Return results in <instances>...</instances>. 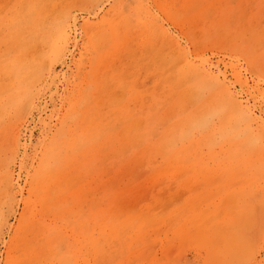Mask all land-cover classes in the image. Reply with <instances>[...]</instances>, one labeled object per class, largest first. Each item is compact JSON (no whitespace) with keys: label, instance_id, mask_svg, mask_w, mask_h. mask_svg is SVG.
Segmentation results:
<instances>
[{"label":"rangeland","instance_id":"rangeland-1","mask_svg":"<svg viewBox=\"0 0 264 264\" xmlns=\"http://www.w3.org/2000/svg\"><path fill=\"white\" fill-rule=\"evenodd\" d=\"M47 1L57 6L58 11L56 8V11L53 10L54 8L52 11L44 10L47 7L43 4L45 2L43 0H27L24 4L26 11L36 12V14L33 13L32 18L26 20L28 26L21 33L17 31L20 34L17 35V32L6 28L10 11L19 6L21 0H0V100L12 93L10 86L6 88L2 85V83L4 85L9 83V80L3 79L6 77L1 68L19 54L18 48L11 51L7 49V52L6 48H9L7 38L17 35L18 38L24 36L23 41L33 40L36 47L35 54L31 52L32 57L41 58L45 53L43 62L47 61L46 68L48 65L50 68L49 72L45 68L46 71H43L39 80L41 83L37 81L38 83L33 85L30 97L23 102V107L18 112H15L13 106H11L13 109L10 107V103L6 105L10 108L5 107V111L0 110L1 115L4 114L0 115V133L2 134L0 146L4 145L1 146L4 149L0 147V167L3 170L4 164L7 165L13 181L10 186L5 185L2 180L3 172L0 169V217L4 216L0 218L2 220H0V264H30L28 263L30 256H39L37 253L39 248L44 246V237L48 232L52 234L58 232L59 238L62 239L58 245V247L61 246L60 249L56 247L54 252L61 254L64 260L58 263L55 259L52 264H65L68 256L71 255V250L77 252L79 264H153L152 262L156 264H264V201H262L264 200V183L262 179H259L256 184L258 189L263 188L252 193L248 200L252 206L251 213L246 216L251 219L250 226H244L236 233L241 242L242 255L227 260H215L207 251L210 246L208 247L207 243L202 244L203 239L198 235L196 228L201 223L198 217L196 219L193 217V214H196L195 210L197 208L213 210L224 201L223 195L220 194L225 185L222 183V173L217 170L216 159L207 157V153L212 150L218 154V158L224 157L219 144L221 140L225 144L227 141L218 129L224 123V111L208 103L210 98L213 100L209 96L214 91L205 84L202 86L199 79L196 80L193 86L198 89L200 95L196 104L203 103L202 107L205 103L207 106L209 104L210 113L213 114L209 126L196 130L192 135L197 139L210 129L214 134V137L213 134L209 137L207 145L201 144L203 147L201 146L197 153L198 157L202 158L203 164L207 166L205 172L207 176L202 179L201 173L195 176V172L194 174L190 172L187 163L178 164L177 160L170 158L173 154L172 149L179 147L185 140L177 139L173 142L176 146L171 147L169 136L165 131L171 124L173 125L174 122L184 118L189 111L191 112L194 105L187 101L181 104L179 94L174 100V92L170 90L174 84L169 83L168 87L164 82L166 74H160L157 65L151 64L152 52L142 50L143 44L148 40L155 41L156 45V38L154 37L153 40L149 36L146 37L143 31L144 24L153 23L157 30L159 28L173 37L192 61L195 63L205 61L209 63L215 74L224 73L226 80L230 83L231 91L236 93L240 100L249 103L255 116L261 118L260 121L264 126V0H61L62 4L60 0ZM41 6L42 9H40ZM113 14L115 16H112ZM117 15L119 18L125 16L131 30L126 33L127 46H112L114 50L108 46V43L98 46L99 41L95 40L96 37L107 30L112 21L116 20L115 18L118 19ZM62 23L68 25L69 33L63 57H59L60 61L52 57L47 59L44 45L37 44V40L44 37L41 36L44 34L43 30L45 34H48L50 28ZM1 26L5 30L1 29ZM26 36H30L29 39ZM162 42L163 40H160L159 45H164L165 41ZM128 45H131L129 49ZM133 48H135L136 56H132ZM111 51L112 54L107 55ZM163 71H166L165 67L161 70ZM52 74L56 75L52 76ZM237 75L243 85L236 80ZM112 80L121 83L113 84ZM125 80L131 86L126 87ZM160 80L162 81L158 84ZM192 81L190 78V82ZM178 93H182L181 89ZM77 101L78 108L85 104V114L80 113L77 107L78 110L74 111L73 104ZM82 101L86 103L82 104ZM172 107L175 110H172ZM194 108L198 110L195 106ZM144 112H147V115L152 114L155 122L150 123L152 126L146 124V127L152 131L155 129L156 133L153 131L154 133L149 134L143 141L139 137L138 117H144L146 115H142ZM72 113L75 118L72 117ZM82 122L89 130L97 128L100 133L93 138L96 142L95 147L92 151L88 150L84 157L79 158L77 169L70 168L69 174L63 176L67 169H64V166L59 167L56 171L61 174L59 178L57 175V178L50 179L49 174L44 172L55 163L51 157L43 159L45 164L49 165L45 169L38 165L43 164V160L40 159L44 157L51 141L59 138L57 139L59 144L67 138V132L64 130L79 134V126L83 124ZM54 132H58L57 135L61 134L60 137L54 135ZM9 134H13L12 138H15L16 142L10 139ZM153 138H156V149L154 146L147 145L152 140L155 141ZM165 145L168 146L162 151ZM228 146L225 145L223 148L227 149ZM50 153L53 154L52 151ZM63 154L64 152L60 153V156L63 157ZM177 165L182 167L179 168ZM63 169L64 171H61ZM41 182L42 187H40ZM44 185L49 187L48 199L42 197ZM233 188L235 187L232 186L230 189ZM57 195L59 198L55 201ZM228 201L226 200L227 203ZM226 202H223L219 208H227L229 204ZM237 206H242L241 201L237 203ZM109 210L111 211L108 212ZM95 211L108 212L110 215L107 219L108 224L115 223V217L121 220L126 215L134 216L135 213H137L135 216L141 214L144 217H151L153 222L144 223L140 227L139 236L132 229L127 230L118 242L110 241L104 250L106 252L95 258L91 252V256L87 252L89 246L86 236V233L92 231V234L96 233L93 237L98 234L89 216ZM186 216L187 219L184 221ZM219 216L221 217L218 214L216 219ZM98 218L101 220L102 215ZM182 224L185 228L180 230ZM204 228L208 230V236L213 235L212 239L218 240L220 234L215 231V227L205 224ZM84 229H88V232L85 233ZM181 231H190V233L185 235ZM128 237L129 240H127ZM217 240L210 242L211 250L213 246L216 249L217 245H220L217 244ZM128 241L134 243L130 248H127ZM245 251H251L249 257L244 254ZM38 258L42 260L41 256ZM37 264H44V262L39 261Z\"/></svg>","mask_w":264,"mask_h":264},{"label":"bare ground","instance_id":"bare-ground-1","mask_svg":"<svg viewBox=\"0 0 264 264\" xmlns=\"http://www.w3.org/2000/svg\"><path fill=\"white\" fill-rule=\"evenodd\" d=\"M43 1H45L43 4H45V6L47 7L44 10L52 11V9L54 8L53 10L56 11L55 8L57 6L51 5L47 0H43ZM3 2L4 1H2V3ZM26 2H27V0H23V2L21 0L22 4L19 2V6H16L15 8H13L12 11H10V16H8L9 20L7 18L9 23L7 22L8 23V27L6 26L7 27L6 29H10L11 31H14L15 33L17 31H20V33H21V31L28 26V25H26V22L28 21V19H31L32 18L31 17L32 14L33 13L36 14V12L32 13L29 10L26 11V5L24 6V4ZM60 2H61V0H60ZM8 3L10 4V2H8ZM58 4H60V3H58ZM61 4H62V2H61ZM64 5L66 6L67 3L64 4ZM42 8L43 7L41 6L40 9H42ZM60 9H61V7L59 8V10ZM5 10H7V9L5 8ZM57 11H58V9H57ZM104 13H105V11H104ZM1 15H2V11H1ZM49 15L47 16L48 19L50 18ZM106 15H108V14H106ZM119 15H120V13H119ZM112 16H115V15L113 14ZM56 17H58V16H56ZM117 17H118V15H117ZM123 17L125 18V16H123ZM123 17H121V18H123ZM121 18H119V17H118V19L115 18L116 20L114 19L115 21L114 22L112 21V24L109 25V28L107 30H104L103 33L101 32L100 34H98L97 37L95 35V37H96L95 40L99 41L98 46L104 45L105 43L106 44L108 43L109 47H112V46L113 47L114 46H118L119 47V46H124V45L127 46L126 45V43H127L126 42V38H127L126 33L127 32L129 33L128 30H130V28H129V24H128L127 19L126 18L125 19L124 18L121 19ZM144 19L146 20V18H144ZM54 20H55V18H54ZM7 23H4V24H7ZM45 23H48V22L45 21ZM45 23L43 22V24H45ZM50 24L52 25L53 22L50 23ZM85 24H88V23H85ZM100 25H102V23ZM100 25H99V27H100ZM148 25H145V24L143 25V31H144L146 37L149 36V38H151V39H153L154 37L156 38V45H155V41L152 42V41L148 40V41H146V43L143 44L142 50L144 49V51L145 50L146 51L149 50V51L152 52L151 64L154 65V66L157 65V68H158L160 74H162V75L166 74L164 82L167 83L168 87H169V83L174 84L170 88V90L172 92H174V94H173L174 100H176V98L178 97V94H179V96H180L179 97V101H180L181 104L184 103L185 101H187V102L193 103V105L198 109V110H195V108L193 106L192 107L193 109L191 110V112L188 110L189 112L187 113V115L184 118L180 119L179 121L174 122L173 125L171 124L170 127L167 128L168 130L167 129L165 130L167 132L168 136H169V143H170V144L168 143L169 146L171 145V147H175L176 145H174L173 142L176 141L177 139L182 138V139L185 140V142L181 143V145L179 147H175V148L172 149L173 150V154L170 155V158L172 157V160H174V161L177 160L176 162H178V164L184 163V165H185L187 163L188 164L187 167L190 168V172H193V174H194V172L196 173L195 176L201 173L200 175L203 177L202 179L206 178L207 175H206L205 172L207 171V166L203 164L202 158L198 157L197 153L201 149V146H202L201 144H203V145H207L208 144V142L210 140L209 137H211V135L213 133H212V130L210 129V131L205 133V135L203 134V135L199 136V138L197 137V139L195 137H192V135L194 134V132L196 130L197 131L198 130H202L203 128L209 126L210 119H211L213 114L210 113V111H211L210 108L211 107H210L209 104L207 106V103H205V105L203 107H202V104H203L202 102H200V103H202L201 105L200 104L199 105L196 104L198 102V100H199V97H200L198 89L195 88V86H193L194 82L196 80L199 79L202 82V86L205 84V86L207 85L208 87H210L214 91L212 93V95L209 96V97H212L213 100H211V98H210V102L208 100H206V101H208V103H210L211 106L219 107L221 110L224 111V113H223L224 114V123H223V125L220 128H218L219 126L216 127V128L219 129V132L223 133L224 138L226 137V141H227L226 144H225V142H223V140H221V143L219 144V149L222 150V152L224 153V157H222L221 159L218 158V154H216L213 150L210 151L209 153H207V155H208L207 157L210 158V159H216V164L215 165L217 166V170L222 173V176H223L222 183L225 184L223 189L220 192V194L223 195L222 197L224 198L223 199L224 201H222L221 204H223V202H226V200H229L228 201L229 203L226 202L227 204H229L228 205L229 208L228 207L227 208H225V207L224 208H219V207H221V204L217 205L216 207L214 206L215 209H213V210H210L208 208H206V209L202 208V210H201V209L197 208V210H195L196 214H193V217L195 219L198 217L199 222L201 223V225H198V227H196L197 230H198L197 233L203 239L202 244L203 243H205V244L207 243V246L208 247L210 246L209 249L207 248V251L212 255V258H214L215 260H219V261L227 260L229 258L230 259L236 258L237 256H240L243 253V251L241 249V242L238 240V238L236 236V233H237L238 230H240L244 226L249 227L250 223H251V219L246 217L247 214L251 213V211H252V206L248 203V200L250 199V196H251L252 193L254 194L255 191H258V190L260 191L263 188V187H260V189L257 188V184H256L257 181H259V179H262L263 183H264V126L262 124V121H260L261 118L259 119L258 116H255L254 111L251 108V106L248 105L249 104L248 102H245L242 99L240 100L238 98L239 96H237L236 93L231 91L230 83L226 80V76L224 75V73L215 74L212 71V68L209 66V63H207L205 61H201L199 63H195L184 52V49L180 48V45L174 40L173 37H171L169 34L164 32L163 30H159V28L157 30L155 24H153V23L148 24ZM94 26H95V24H94ZM47 28H50V27H47ZM86 28L88 29V27H86ZM1 29L5 30L4 28H2V26H1ZM50 29H51L50 32L49 33L47 32L48 34H45V32L43 30L44 34H42L41 36H44V37H41L40 39H38L37 40V44H41L42 43L41 46L44 45V50H46L45 52L47 54V59H48V57H52L53 59H58L60 61L59 57L62 56L63 51H65V48H66V45H67V42H68V39H69L68 25L64 24V23L56 24ZM92 29H93V27H92ZM32 31L30 30V32H32ZM36 31L38 33V30H36ZM93 31H94V29H93ZM30 32H29V35L31 34ZM130 32H131V30H130ZM32 33H34V32H32ZM6 34H8V33H6ZM11 34L13 35L14 33L11 32ZM16 34L18 35L19 33L17 32ZM36 34H34V35H36ZM16 36H12V37L7 38V42H8L9 48L7 47L6 50L9 49L11 51V49L18 48L17 51L19 52V54L16 55V57L13 58L14 60L10 61L8 64L4 63L5 64L4 68H1V71H2L3 75L6 77V78H3V79H8L9 80V83L7 82L5 85L2 83V85L5 86V87L6 86H8V87L10 86V88L12 90L11 94L7 95L6 98H3L2 100H0V103H2V105H0V110H2V111L5 109V107H8L6 105H8L10 103V107L13 106L14 109H15V112H18L19 109L21 107H23L22 106L23 102L26 99H28V97H30V95H31L30 93H31V89H32L33 85L37 81L40 80V77H41V75L43 74V71L46 68V64L45 63L47 61L45 63L43 62L45 53L43 54L44 56H42L41 58L32 57V53L35 54L34 53V50H35L34 48L36 47V43L33 40H30V41H28V40L25 41L24 40L23 41V37L24 36H22V38L21 37L18 38ZM31 36L33 37V34ZM158 36H161V37H158ZM29 37L30 36H28L27 39H29ZM160 40L161 41L163 40V42L165 41L164 45H159ZM165 44H167V45H165ZM74 45H75V43H74ZM130 46L131 45H128V49L130 48ZM165 46H167V47H165ZM113 47H112V50H114ZM137 47H136V49L139 50V48H137ZM163 47L167 48L168 51H166L167 49L165 50V48L163 49ZM133 49L132 50H133L134 54L133 55L131 54V55L132 56H134V55L136 56L135 48H133ZM7 52H8V50H7ZM4 53L7 54L6 52H4ZM36 54H38V53H36ZM110 54H112V51L107 53V55H110ZM0 56H1V54H0ZM38 57H40V56H38ZM47 59H45V60H47ZM4 60H6V59H4ZM47 64H48V62H47ZM151 64L149 66H151ZM48 67H49V65L46 68L47 72H49V69H50ZM164 67H165L166 71L161 72V70ZM176 68H177V70H176ZM147 69H148V67H147ZM139 70H141V68ZM156 73L154 72V74H156ZM53 75L54 74H52V76ZM42 77H44V76H42ZM0 78H1V76H0ZM44 78L46 79L47 77L45 76ZM44 78H42L43 81H45ZM127 78H128V76H127ZM190 78H191V81L193 79L192 82H190ZM94 79H96V78H94ZM236 80L241 85H243V83L240 82V79L238 78V75L236 76ZM112 81H113V84L115 83L117 85H119L121 83V82L116 81V80H112ZM161 81L162 80H160L158 82V84L161 83ZM99 82L102 83L101 81H99ZM129 84L130 83L125 80L126 87L127 86H131V84L130 85ZM37 85H39V84H37ZM49 85H51V84L49 83ZM180 89H181L182 93H178V90H180ZM35 90H36V88H35ZM1 91H3V90H1ZM206 96H208V95H206ZM81 98L85 99L84 97H81ZM183 98H185V99H183ZM92 100H93V98H92ZM172 100L173 99H171V101ZM83 101H82V104L86 103V102H83ZM88 101H90V100H88ZM203 101L205 102V100H203ZM155 103H156V101H155ZM155 103H152L153 106H156ZM80 104H79V106H81ZM87 104H88V102H87ZM146 105H148V104H146ZM77 106H78V101L75 104H73L74 111L78 108ZM10 107H8V108H10ZM85 107H86L85 104H83V106L78 108V109H80V113H82V114L86 113ZM146 107L147 106H145V108ZM12 109H11V111H12ZM88 109L90 110V108H88ZM147 109H149V108L147 107ZM151 109H153V108H151ZM172 110H175V109H173V107H172ZM216 111L218 112V110H216ZM77 112H79V111H77ZM155 112H156V109H155ZM0 115H1V113H0ZM2 115H4V114H2ZM69 115L70 114H68V116ZM72 115H73L72 117L75 118L73 113H72ZM142 115H145V116L144 117H138V120L140 121L139 131L138 132H139V137L144 141V140H146V137L149 136V134H151V133L153 134L154 133L153 131H155V129L152 131L151 129H148V127H146V124H150L153 121L152 114L151 115L150 114L147 115V112H144ZM183 116L184 115H182V117ZM5 117H6V115H5ZM66 118H68V117H66ZM153 122H155V120ZM82 123H81L82 125L79 126V134H78V132H74V131H71V130H68V131L64 130V131L67 132L66 133L67 138L63 139L62 142H60L59 144H58L59 140L57 141V139H59V138L51 141L50 144H49L48 150L44 153V157L42 159H40L42 161L43 159L46 160L47 158L50 159V157H51V159L53 160V163H55V165H53V167H51V166L49 167L48 171L46 169L48 163L45 164L46 163V162H44L45 160H43V164L46 165V166H44L43 164H38V165H41V166L45 167L46 171L44 173L45 174L46 173L49 174L50 179L53 180V179L57 178V175H58V178H59V176L61 174L56 173V171L59 170L58 169L59 167L64 166V169L65 168L67 169L66 173L63 174V176L64 175L67 176L69 174V172L71 171L70 168L77 169L78 165H79V158L84 157L85 153H87L88 150L92 151V149L95 147L96 142H94L93 138L98 136L100 133L98 132L97 128H93V129L89 130L88 127L86 125H84V122H82ZM219 123H220L219 125H221V122H219ZM2 128H3V126H2ZM48 128H50V127H48ZM155 128H157V127H155ZM51 129H52V127H51ZM218 129H217V131H218ZM57 133H55L54 135H57ZM155 133H156V131H155ZM1 135L2 134L0 133V136ZM9 135H7V137ZM12 135L13 134L10 135L11 136L10 139L13 142L14 141L16 142V139L12 138ZM60 135H59V137H60ZM154 137H156V134H154ZM213 137H214V134H213ZM11 140L9 141L10 144L12 142ZM44 140H46V139L44 138ZM154 140L155 141L152 140L151 142L147 143V145H151V147L154 146L155 149H156V138ZM214 141H215V139H214ZM3 143H4V141H3ZM18 143H19V141H18ZM77 145H78V147H77ZM225 145H229L228 146L229 148L224 149L223 147ZM166 146H168V145H165V146L162 147V151L164 150V148ZM2 149H4V148H2ZM45 149L46 148H44V150ZM5 150H7V149H5ZM51 151L53 152L52 155L50 153ZM62 151L64 152L63 157L60 156V153H63ZM178 154H180V156H182V157L178 156ZM225 154H227V155H225ZM167 157H169V155ZM218 159H219V161H218ZM4 160H5V158H4ZM51 163H49V164H51ZM177 166L179 168L182 167V165H177ZM0 169H1V167H0ZM64 169L61 170V171H64ZM2 172H3V174H2L3 183L5 185H9L10 186V183L12 181L11 180V177H12L11 175L12 174H10V172L7 170V165L4 164ZM35 174H36V172H35ZM35 174H34V176H35ZM40 175H43V174L40 173ZM195 176H193V177H195ZM185 177H187V176H185ZM229 184H231V185H229ZM39 185H40V183H39ZM175 186H177L176 185V181H175ZM232 186L235 187V188L230 189ZM40 187H42V182H41V186ZM7 189H8V187H7ZM48 189H49V187L47 185H44L43 188H42V190H43L42 197L44 199H48V197H50V193L47 194V190ZM2 191L4 192V190H2ZM49 191H51V190H49ZM5 192H7V191H5ZM40 192H41V190H40ZM55 197H56V199L55 198L54 199H55V201H57V199L59 198V195H57ZM3 198H2V200H3ZM239 201H241V203H242L241 207L237 206V203ZM262 201H264V200L262 199ZM0 202H1V200H0ZM6 203H10V202H6ZM6 207H7V205H6ZM110 211L111 210H109L108 212H110ZM108 212L95 211V212H93V213H91L89 215L90 218H91V221L93 222V224L96 226V228L98 230V232H97L98 234H97L96 237H93V235L96 234V233L92 234L93 231L92 232L90 231L91 233H86V232H88V229H86V230L84 229V231L86 233V236H87V240H88L87 245L89 246V247H87L88 248L87 252L88 253L91 252L92 255L95 258L101 256L102 254H104L106 252L104 250H105L106 246L109 245L110 241L114 240V241L118 242L120 240V238H121V235L123 233H125L127 230L132 229V231L136 235H138V233L140 232V227H142V225H144V223H148V222L152 223L153 222L151 217H149V218H148V216L144 217V215H141V214L139 216H135L137 214V213H135L134 216H129V215L127 216L126 215V217H123L121 220H119L117 217H115V219H114L115 223L114 222L113 223L110 222L112 224H110V223L108 224L107 223V219L110 216ZM218 214H220L221 217L219 216L220 218L218 217V219H216ZM79 215H82V214H79ZM99 215H102V219L101 220L98 218ZM3 217L4 216H2L0 218L2 219ZM186 219H187V216L184 219V221ZM5 223H6V220H5ZM205 224H209L210 227H215V231H217L218 234H220L219 238L217 237L218 240L215 239V238H214L215 240L212 239L213 235L211 237L208 236L209 235L208 230L205 229V228L203 229V227H205ZM1 225H2V222H1ZM196 226H197V224H196ZM251 227H252V224H251ZM172 228H173V226H172ZM184 228H185L184 224H182L179 229L183 230ZM37 229H39V228H37ZM94 230H96V229H94ZM143 230H142V232H143ZM54 231H52V232H54ZM181 233L185 234V235H189L190 231H181ZM254 235H256V233ZM260 235H261L260 237H262V234H260ZM44 238H45L44 246L42 245L43 247L39 248V252L37 253V256L38 255H39L38 257L41 256L42 260H39L38 257H31L32 256L31 255L30 256V260L28 261V263L34 264V262L36 261L35 263L37 264V262L39 263V261H43L44 264H52V261L55 260V259H56V261L58 263L63 262L64 257L61 254H59L57 251L54 252V248L58 247V245L62 241V239L59 238L58 232L53 233V234L48 232L47 236H45ZM125 238H126V236H125ZM129 239L130 238L128 237L127 240H129ZM124 240H122V241H124ZM216 240L218 241L217 244H220V245L219 246L217 245L216 249L213 246V248H212L213 250H211L212 243L210 244V242L211 241L213 242V241H216ZM126 243H127V248L132 247L133 244H134L133 242H130V241H128ZM74 244H76V242ZM261 244H262V242H261ZM60 247L61 246H59L58 248L60 249ZM81 248H83V247H81ZM62 249H63V247H62ZM70 253H71V255L68 256V261H66L65 264H76L77 259H78L76 257L77 256V252L74 251V250H71ZM91 253H90V256H91ZM244 254L247 257H249L250 254H251V251L250 252L249 251H245ZM36 259H38V260H36ZM56 261H55V263H56ZM82 263H83V261H82ZM93 263H95V262H93ZM140 263H142V262H140ZM152 263L156 264L154 262H152ZM77 264H79V263L77 262Z\"/></svg>","mask_w":264,"mask_h":264}]
</instances>
